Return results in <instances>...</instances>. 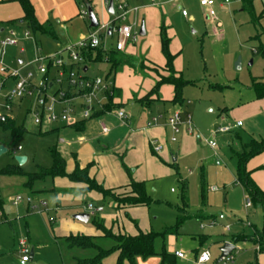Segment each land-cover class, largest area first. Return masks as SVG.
Segmentation results:
<instances>
[{"label": "rangeland", "instance_id": "rangeland-1", "mask_svg": "<svg viewBox=\"0 0 264 264\" xmlns=\"http://www.w3.org/2000/svg\"><path fill=\"white\" fill-rule=\"evenodd\" d=\"M78 1L81 2V0ZM126 1L114 0V4L115 6L118 3L126 4ZM143 1L146 2L147 0ZM214 1L216 2L214 8L215 22L207 20L206 10L201 6L200 0H180L178 4L167 3V5L158 8L163 22L167 24V37L170 40V49L172 48L170 51L175 54L174 66L178 68L182 79L189 82L182 90L183 104L177 110L182 113L183 119H185L184 112L190 115L192 136L195 141L194 147L182 155L178 162H171L167 166L170 174L147 181V195L152 201L151 205L147 208L134 210L130 212V219H123L125 231L129 234L136 233V224L142 232L152 231L156 233L158 236L155 239L154 248L159 254H173L178 247L183 246L181 239H184L183 241L186 243L184 252L187 253L188 251L189 254H192L189 246L192 241L190 236L200 233L210 239L220 240L226 237L229 240L240 234L253 235L256 231L264 232V204L246 208L247 193L235 178L237 154L242 153L244 146L250 143L252 139L262 141V135L264 138V119L251 120L250 117H247V112L252 109V103L256 100L252 84L254 81L261 82L264 80V0H247L246 2L244 0H229L230 4H225V0ZM223 3L224 6L221 7ZM245 4L248 8H245ZM178 7H181V10ZM103 10L104 12L99 16V19L102 24H105L113 16L110 15L107 7ZM183 11L186 12V16H183ZM4 13L0 7V17ZM88 23L87 19L85 21L76 20L75 24L68 26L69 32L76 28L79 33L85 34L88 31ZM141 26L142 22L139 21L135 30L140 32ZM26 28V25H19L16 29L23 31ZM92 32H94L93 29ZM58 34L61 42H66L69 38L64 31H60ZM97 36L102 42L101 46L105 49H111L116 44V34L108 36L107 31L103 30ZM44 40L49 42L43 38ZM144 40V37H138L135 47L139 55L131 57L129 65H135L134 69L138 70L136 77L147 80L152 79L151 75L148 76L147 74L154 72L148 68L145 69L141 64L144 63L140 51ZM20 47L8 48L5 51L4 64L7 67L11 66L10 61L13 60V57H20L18 53ZM29 52V56L22 58L29 59L31 50ZM148 54L151 56V61L158 62L163 59L161 49L156 45L152 46L151 50L148 49ZM239 59H241L242 66L241 69L237 70L235 65ZM150 66L151 64L148 63L147 67ZM94 69L90 68L86 73L87 76L106 78L110 66L106 63H99L95 65ZM32 70L35 69L32 68ZM154 71L156 70L154 69ZM120 72L121 70L118 73ZM138 83L139 88H141V83ZM10 84L8 89L12 86ZM8 89L4 91V94L8 92ZM128 90H132V88ZM173 106L172 104H162V106L154 104L148 109V113L159 118L157 112H162V118H168L174 112ZM126 110L127 112L132 111L135 116H139L143 109L136 105L131 108L126 107ZM7 117L13 119L17 127H23L24 132L13 136L10 130L0 125V147L3 146L8 151L0 156V171L9 166H17L15 158L18 156L26 157L27 161L23 166H17L24 174L23 176L0 177V187L8 196L6 198L14 197L16 194L38 195L40 199H44L48 208L53 210L57 204L56 196L46 190L54 189V186L60 190L69 189L70 183L67 180L56 182L52 178H45L35 181L33 192L32 190L31 192L25 190V186L22 184L28 182L29 175L39 174L52 168L51 152L53 149L66 160L67 171L70 166L75 168L72 155L78 153L79 148L77 146L68 148L67 144L76 137L73 132H70L73 136L65 133L60 135L41 133L34 124L32 115L27 114L24 108L19 111L16 105L12 112L7 114ZM238 119L244 122V127L228 134L214 135V131L221 124H231ZM60 139H64L65 143H62ZM208 142H214L217 146L216 150L212 149ZM178 144L176 145L178 146ZM18 146L22 148L21 152L17 151ZM154 158L158 159L156 156ZM117 164L120 165V169H123L121 162ZM125 164L129 166L126 162ZM110 166L106 165L104 172H102L103 168L100 167L102 173H98L96 181L109 189H117L123 184H127V180L123 183L112 179L110 174L113 167ZM138 166L142 167V164H138ZM136 168L130 167L132 172ZM140 172L141 168L138 173H134L136 178L140 177ZM213 188L217 191L213 192ZM41 189L42 192L36 193ZM89 202L95 207L100 204V202L84 200L59 201L60 210L50 214L52 219L55 216L56 222L51 224L48 218H45L46 215L39 214L37 219L42 222H39L40 228L37 230H40V234H42L41 230L43 232L45 230L47 233H52L53 236V233L63 226L68 230L73 227L71 225L93 228L94 218L88 225L72 218L74 211H76L74 208L79 207L82 211ZM109 204L110 200H102L101 205L105 208L104 214H110ZM11 209L14 210L15 208ZM184 214L189 215L190 218L184 220L177 228V234H163L165 229L176 227L178 216ZM198 215H204V217L199 218ZM221 215L225 218L222 221L219 220ZM19 216L20 219L24 218L22 215ZM214 218L217 221L214 226H211L210 223ZM63 220L66 221L65 225ZM21 222L22 224L17 223L19 226L15 228L16 234L19 233L18 236L15 234L16 240L9 227H6L8 230L6 229L5 234L2 233L6 242L5 251L0 252V264H13V261L18 260L20 256L18 240L27 239L25 222L24 220ZM201 222L205 226L204 230L200 228ZM228 225L231 228L230 232L225 229ZM14 240L16 244L13 242ZM109 245L110 242H107L104 247ZM207 246L212 253L216 250L218 252L222 248L216 243L213 245L212 241ZM257 247L258 244L254 245L251 242L241 243L235 249L233 256L237 262L248 260L249 257L252 264L255 262L262 264L261 254L256 256ZM94 254L93 252L82 253L76 250L69 253L63 242L60 240L55 242L52 238V243L51 240L47 239L44 244L41 261L37 259L34 263L73 264L75 261L71 259L72 256L82 259L94 256ZM248 261H245V264H248Z\"/></svg>", "mask_w": 264, "mask_h": 264}, {"label": "crops", "instance_id": "crops-1", "mask_svg": "<svg viewBox=\"0 0 264 264\" xmlns=\"http://www.w3.org/2000/svg\"><path fill=\"white\" fill-rule=\"evenodd\" d=\"M89 1L95 13L98 16V20L100 23L99 26L108 25L111 22H113L116 17V13H117L116 11H117L118 5L122 4V3H118L116 6L114 4L115 14L114 15L110 14L111 16H113L111 20L108 23L102 24L100 22L99 16L103 14L104 12L103 9H105V7L109 8L110 0H89ZM154 1L155 2L153 4V3H150L148 0L146 2L143 0H127L125 2L126 4H122V5L127 6L129 9H138L137 12H133L128 15L127 23L130 25H133L134 31L137 32L139 36H140V32L136 31L135 28L137 24L139 23V21L142 22V25L144 24L146 35L144 36L145 40L143 41L141 45V49H140L141 55H142L141 57L144 58V63H141V64L145 69L148 68L151 72H154V73L147 72L148 73L147 75L148 76L151 75L152 79L142 80V78L136 77L135 75L137 74L138 70L136 71L134 69L135 65H129L130 62L124 65L122 68H120L115 74H111V75H109L111 71V65L104 61L99 62V63H106L108 64V66H110L109 73L106 78H100L99 76L90 77V76H87L86 74L90 68H92V70H95L94 69L95 65L99 63L89 65V67L84 65L82 68V71L87 79L89 80L100 79V80H103L104 83L106 84L107 83L111 84L110 91H111V95H114V98H113L114 108L109 112H106L104 114H99L101 111L104 110V106L108 103V98L106 95L107 92L105 93L102 92L98 95L99 104H94L90 108V116L89 118L86 119L84 118V112L86 110L85 103L83 99L79 98L81 94H79L78 91H75L67 87L65 83L62 86L53 85L52 89L49 91L48 94L54 96L60 90L61 91L63 90L66 92L68 99H72L70 106L75 110V118L77 120L76 122L77 124L76 126H74L75 124L65 125L62 122L54 123V124H48L45 122L41 126L36 125L39 131L44 134L54 133V134L60 135L61 133L62 134L65 133V134L70 135L71 134L70 132H73L76 138L69 141L67 144V147L72 148L73 146H77L79 148V152L72 155L74 162H78L81 169L89 167V175L92 179H95V180H96L98 173H102L106 170V165H109V166L112 165L110 166V167H113V171H111V174H110L112 179L117 180L118 182L122 181L123 183L127 180V184H123L119 188L127 186L130 181V178H132L136 182H143L146 185L147 181L149 180L159 179L161 177H164V175L170 174L169 170L167 169V166L170 165L171 162L172 163L178 162L179 159L182 157V155H184L185 153H188V151L192 149V147H194V142H195L193 139L194 137L192 136L193 133H188L186 126L182 127V133L178 136L179 139H177V142L173 143L171 141V138L173 137V133L168 125V119L170 116H172V114H174L177 111L180 113L181 118H182V113L177 109L183 104V103L182 104L172 103L174 96H175L174 87L169 84H163L157 92H153L156 88V85L160 81L161 77L169 76V73L166 70L167 60L164 57L163 53H162L163 59L158 62L154 60H152L153 61L152 62L150 59L151 56L150 54H148V49L151 50L152 46L154 47L155 45L156 47L161 49V52H162V44H161L162 25L166 29V34L168 33L167 24L163 22L158 8H161L162 6L167 5V3L169 2L167 0H154ZM30 2L34 8L36 20L38 21L39 24L46 26L47 33H42L40 31L33 32L28 27V25L24 21V11L21 5L16 0H0V7L3 9V12H5L3 16L0 17V40L8 36L10 31H15L19 35L18 43L15 46L8 47V48H17V47H20L21 45L22 47H20V50L18 52L20 54V57L18 58L13 57V60L10 61L11 66L9 68L19 69L27 64H30L29 67L23 70V74L25 75L28 71H31L35 75H37L36 67L35 65H31V63L34 61V59L38 55L55 54L65 49V47H67L68 45L76 44L82 41L83 39H85L89 34H91L92 28H90V22L88 20V15L86 17L82 15V12L86 11L84 0H81V2L78 0H30ZM229 4H230V1H229ZM215 5H216V2H215ZM223 6H224V3L221 4V7ZM178 9L181 10V7H178ZM12 12H14V14L11 15ZM86 19L89 23L87 27L88 31L85 34L79 33V30H77L76 28H73L72 29L73 31L71 30V32H69L70 29L68 28V26L72 25L73 23L75 24L76 20L85 21ZM19 25H26L27 28L23 31H20L16 29L18 28ZM97 28H94L93 31ZM110 29L107 30L108 36H112L113 34H115L114 31L111 29V34L109 35ZM60 31L66 32L67 37H69L67 38L66 42L60 41L59 34H58ZM25 32L30 33V37L28 39L24 37ZM43 38L47 39L49 42H46L45 40L43 41ZM117 40H118V37H117ZM137 40L127 42L125 50L121 52L119 51V54L125 56L126 59H130L131 57L138 56L139 54L135 47ZM101 45H102V42H101ZM101 45L100 47L105 52L114 51L116 49V44L111 49H105ZM30 50H31V56L29 57V59L28 58L27 60L23 59L22 58L23 56L30 55V52H29ZM172 52L176 53L175 51H172ZM172 55L175 56V54H172ZM4 57L5 55L3 56V59ZM64 60L67 62V69L72 68L70 67V64H69L70 61L67 55H64ZM174 62H175V59H174ZM148 63L151 64L150 67H147ZM127 65H129L130 67ZM250 65L252 64L250 63ZM32 68H34L35 70L33 71ZM85 68L88 69L86 72L84 71ZM154 69L157 72L154 71ZM174 69L177 72V76L181 75L176 66H174ZM120 70L121 72L118 73ZM50 73L52 76H55L56 74L55 70L53 69L50 71ZM138 82L141 83V88H139ZM9 83H11L10 86L12 85L10 88L13 87L14 81L11 79H8L6 81V89H4L3 92H1V96H0V114L2 115L1 120L4 121L6 118H8L7 114L12 112L15 105L18 106L19 111L22 108H24L26 113L31 114L33 117V111L36 110V105H35L34 99L30 97H26V98L19 99V100L15 99L14 101L10 103L11 109L9 111L6 110L5 105L7 104V101L4 98L5 96L4 91L8 89ZM129 88H132V90L127 91V89ZM154 104L155 105L160 104L161 106L162 104H172L174 105L173 106L174 112L170 114L168 118H162L161 116L162 112H157V115H159V118H156V116H153L154 114L148 113V109L154 106ZM136 105H139L143 109L140 112L139 116L138 115L135 116L133 115L132 111L127 112L126 110V107L131 108L132 106H136ZM252 105H253L252 109L249 112H247V117H250L251 120H255L257 118L264 119V98L262 99L256 98L255 102H253ZM65 106L66 105H62V104L56 105V112L60 113L62 110L66 108ZM119 110H124L126 114L128 115V119L126 121L122 122L117 117L116 113ZM184 115H185V119L182 118L183 122L186 121L187 116H190L186 112H184ZM8 119H11V118H8ZM33 120H34V117H33ZM238 122L242 123L241 127L236 126ZM102 125H106L110 129V132L107 135L103 134ZM244 125H245L244 122L238 119L237 121L232 122L231 124L230 123L221 124L219 127L231 126L233 127V129L230 132H228V133H231L233 131L239 130L240 128L244 127ZM228 133H224V134H228ZM262 137L263 135L261 136V139L263 140L264 138ZM100 140L103 142L101 143ZM252 140L260 141L259 139H255V138ZM60 141L62 143H65L64 139H60ZM176 144H178V146ZM155 145H160L162 147L161 152L159 153L155 152V149H154ZM18 147H17V151H19ZM21 151H22V148L20 152ZM154 156L158 157V159L157 158L155 159ZM119 160L123 166V169L122 168L120 169V165L117 164V163H120L118 162ZM125 162L131 168L137 167L134 170V172L131 171L130 167L127 166ZM138 164H142V167L138 166ZM100 167L103 168L102 172H100ZM140 168H141V172L139 173L140 177L136 178L134 173H138ZM73 170H74V166H70L68 173L73 172ZM247 170L248 172L251 173V178L256 183V185L262 191H264V152H262L260 155L250 160V162L247 165ZM0 177L1 178H6V177L11 178V177H16V176L10 177V176L0 175ZM235 178H236V172H235ZM61 180H67V179L65 178L53 179V181H56V182L61 181ZM67 181L70 183L69 189L60 190V189H56L54 186V189L51 188V189L46 190L47 192H50L51 194L53 193L56 196L57 204L53 210L49 209L44 199H40L38 195L37 196H31V195L25 196V197L32 198L33 204L37 208L36 210H32L30 205L26 203H22L18 206H14L12 204V200L14 199V197L18 195H22V194H16L14 197L6 198L7 195L4 193L3 188L0 187V211L3 213V219L0 221V252L5 251V242H6L5 237L2 236V233L5 234L6 229L8 230V228L6 227H9L11 231H13L14 239L17 238L19 233L17 232L16 234L15 228L19 226L17 225V223L19 224L20 222V224H22L21 220L22 221L24 220L25 222L27 239L18 240L19 246L22 241H25L26 247L29 249L30 253L31 251L34 252L33 259H31L30 257V261L27 264H37V263H34L35 260L37 259L41 261L42 252L44 250V244L47 242V239H49V241L51 240V243H52V238L56 242V240L58 241L61 238L71 235V234L72 235H85V236H98L100 233L96 231L95 227L89 229V228H82L79 225H71L73 227L70 228L69 230L65 229L63 226L62 228H59L58 231H55L53 233V236H52V233H47L45 230L44 232L41 230L42 234H40V230H37V229L40 228L39 222L41 220L37 219L39 218L37 216L39 214L46 215L47 217L45 218H48V221L51 224L55 223L56 222L55 216H54V219H52L53 217L50 216V214L51 212L57 213L61 208L58 202L64 201V200H67V201H83L84 200V201L100 202V204L96 208L100 207L103 209V211L101 213L96 214L95 216H90V221L92 218H99L104 222V225L106 228L108 229L113 228L114 231H120V232L122 231L123 233L128 234V235H136L138 230H140L136 224V227H137L136 233L134 234L127 233L124 228L123 219H130V212L137 210V209H141V208H130V209H125V210H117L116 203L111 198H104L100 194L95 193V192H90V193L84 192L85 186L74 184L70 182L69 180ZM22 185L25 186V190H29L31 192V189L26 187L25 182H23ZM103 186L105 189L115 190V189L106 188L105 185ZM33 189H32V192H33ZM213 189H212L213 192L217 191V190L214 191ZM146 190H147V187H146ZM42 191L43 190L41 189V190L36 191V193H40ZM105 199L110 200V204H109L110 214L108 213L104 214L105 208L103 207V205H101V202L102 200L105 201ZM40 202H44L46 204V207L45 208L41 207ZM89 204H92V203L91 202L87 203V205ZM87 205L84 207V210L82 211H80L79 207L74 208L76 210L74 211V215L78 213L88 214L87 209H86ZM11 208H15V209L13 210ZM19 215H22L24 218L20 219ZM184 215H187V214H184ZM187 216L190 218L189 215ZM198 217L203 218L204 215H198ZM216 221L217 219L214 218L212 222L210 223V225L213 222L215 225ZM63 223L65 225L66 221L63 220ZM88 224H85V225H88ZM42 226H45V225H42ZM226 227H229L228 232H230L231 231L230 226L228 225ZM200 228L201 230L205 229V226L202 224V222L200 224ZM256 232L253 235L240 234L238 236L252 237L256 235ZM15 234L17 236H15ZM32 237H33V241H32ZM234 237H237V236H234ZM190 238H191L190 240L192 241L189 243L190 244L189 246L191 247L190 251L193 252L192 254H189L188 251L187 253L184 252L186 243H184L183 241L184 239H181V245L183 246L181 248L178 247V249L173 254H167L169 256L167 260L164 261L161 256L162 254H159L155 251L156 253L155 256L147 260L138 259L137 264H218L217 263L218 259L221 256V251H220L221 248L218 252L216 250V252L214 251L212 253L211 250L207 246L208 243H210L211 241L213 245H215L216 243L220 247H223L225 243H231L235 246V249L237 248L239 244L244 243V242H251L254 245H257L255 242L249 241V240L235 243L233 240V237L232 239H229V240L226 237L220 240L210 239L206 235H201V233L197 235H192L190 236ZM15 240L13 242H15ZM206 251L210 253V260L206 263H199L198 259L200 255ZM234 251L231 254H233ZM176 252H183L185 257L184 258L176 257L175 255ZM258 254H261L260 256L261 263L264 264V253L263 254L260 253L259 245L256 248V256ZM118 256H119L118 253H114L108 256L107 258H105L102 264H117ZM21 257L22 255H21V249H20V256L18 260L13 261V264H20ZM247 259L249 260V257ZM248 260H244V261L242 260V262H237V260L234 257V264H245L246 263L245 261H248ZM247 263L252 264L251 260H249Z\"/></svg>", "mask_w": 264, "mask_h": 264}, {"label": "trees", "instance_id": "trees-1", "mask_svg": "<svg viewBox=\"0 0 264 264\" xmlns=\"http://www.w3.org/2000/svg\"><path fill=\"white\" fill-rule=\"evenodd\" d=\"M24 11V21L33 32L47 33L46 26L38 23L35 17L34 8L30 0H16ZM89 3L90 1L87 0ZM245 2L247 0H244ZM243 1V2H244ZM91 4V3H90ZM245 8L250 7L248 3L244 5ZM247 6V7H246ZM161 44L162 53L167 60L166 70L169 73L168 77H161L160 81L156 85L153 92H157L163 84L172 85L175 89V96L172 103L182 104V90L184 86L188 85L182 79L181 75L177 76V72L174 69L175 56L170 53V40L167 37L166 29L162 25L161 28ZM85 66L96 64L99 62H107L111 65V71L109 75L115 74L120 68L129 63V59L119 54L116 49L114 51L105 52L101 47L94 50H88L85 54ZM253 91L256 94V98H264V80L261 82H253ZM108 103L104 106V110L99 114H104L111 111L114 108L113 98L114 95L106 93ZM77 124V123H76ZM76 124L74 126H76ZM0 125L5 129L12 132L13 136H17L24 132L23 127H17L15 122L6 118L4 121L0 120ZM264 152V140L256 141L252 140L246 144L243 148V152L237 154V166H236V181L242 185L251 200L252 205L264 204V191H262L251 178V173L247 170V165L250 160ZM53 166L39 174L29 175L26 187L33 189L35 181L43 180L45 178H65L74 184L85 186L84 192H95L100 194L104 198H111L116 203L117 210H125L130 208H147L151 205L152 201L147 195L146 185L143 182H136L132 178L127 186L121 187L115 190L105 189L103 185L97 183L95 179H92L89 175V167L81 169L78 162H75V168L73 172L68 173L66 170V160L60 156V154L53 149L52 152ZM18 166V165H17ZM17 166H9L6 169L0 171L1 176H23L24 174ZM122 191V192H120ZM120 192V194H118ZM189 217L187 215L178 216V224L176 227L167 228L163 234H174L177 228L182 222ZM93 226L96 231L100 233L98 236H85V235H68L60 239L64 245L67 246V251H81L82 253H95L94 256L87 258H78L72 256L71 259L75 262L73 264H102L103 260L108 256L118 253L117 264H137L138 259L147 260L156 255L154 249V242L157 238V234L154 232H142L138 230L136 235H128L122 231H114L113 228H106L104 222L98 218H94ZM235 243L245 240L253 241L260 246V253H264V232H256V235L252 237L237 236L233 237ZM110 242V245L104 247V244ZM73 254V253H72ZM163 260H167L169 256L167 254L161 255ZM254 264H258L255 262Z\"/></svg>", "mask_w": 264, "mask_h": 264}, {"label": "built area", "instance_id": "built-area-1", "mask_svg": "<svg viewBox=\"0 0 264 264\" xmlns=\"http://www.w3.org/2000/svg\"><path fill=\"white\" fill-rule=\"evenodd\" d=\"M150 3L154 4V0H148ZM169 3H178L179 0H167ZM229 4V0L225 1ZM201 6L206 10L207 19L214 21L216 20L215 13V1L214 0H200ZM138 9H129L125 5H118L115 20L108 25L99 26L91 34H89L82 41L68 45L65 49L51 55H38L31 65L36 66L37 75L33 72L28 71L25 75L23 70L30 66L27 64L19 69H12L4 64L3 56L5 55V50L8 47L15 46L18 43L19 35L15 31H10L8 36L0 40V96L1 92L6 89V81L11 79L14 81L12 88L8 90L4 98L7 101L5 105L6 110H10V103L15 99H23L26 97L33 98L36 105V110L33 111V117L35 125L41 126L43 123L54 124L62 122L65 125H74L77 120L75 118V110L70 106L72 99H68L65 91H58L54 96L49 95V91L52 89L53 85L62 86L64 83L70 89L78 91L81 96L80 99L84 100L85 112L84 118H89L90 108L94 104H99L98 95L100 93H105L110 91L111 84L104 83L103 80L94 79L89 80L83 74L82 68L86 62L84 54L88 50L98 49L101 45V40L98 38L97 34L101 31H107L111 28L117 35L118 40L116 42V50L124 51L126 48V43L129 41H136L138 38V33L134 31L133 25L127 23L128 15L137 12ZM82 15L86 17L87 11H83ZM183 16H186V12L183 11ZM220 26L219 24H217ZM24 37L28 39L30 37L29 32L24 33ZM64 55H67L70 61V69H67V62L64 60ZM55 70V76H52L50 71ZM38 76V78H37ZM66 105L65 109L60 113L56 112V105ZM120 121L124 122L128 119V115L124 110H119L116 113ZM2 115L0 114V120ZM156 121V120H155ZM168 125L173 133L171 141L173 143L177 142L178 136L182 133V127H187L188 133H193L191 117L187 116L186 121L183 122L180 113L177 111L168 119ZM237 127H241L242 123L238 122ZM233 129L231 126H221L215 130L214 134H224L228 133ZM102 132L107 135L110 129L106 125H102ZM156 144V143H154ZM209 146L216 150L217 146L214 142H208ZM155 152L159 153L162 150L160 145H155ZM21 150V147H18ZM214 191L216 189H213ZM246 208H251V200L249 197L246 198ZM22 203L30 205L32 210L37 208L33 204V200L30 197H25L18 195L12 200L14 206H18ZM41 207H46L44 202H40ZM87 212L90 216H95L103 211L102 208H96L92 204L87 205ZM3 219V213L0 211V221ZM220 220L224 219V216L219 217ZM214 225V222L211 226ZM203 228V227H202ZM229 231V227H226ZM21 249V261L20 264H27L30 261V251L26 247V242L22 241L20 243ZM176 257L184 258L183 252H176ZM210 260V253L208 251L202 253L198 259L199 263H206ZM224 264H234V256L231 254L226 259L223 260Z\"/></svg>", "mask_w": 264, "mask_h": 264}, {"label": "water", "instance_id": "water-1", "mask_svg": "<svg viewBox=\"0 0 264 264\" xmlns=\"http://www.w3.org/2000/svg\"><path fill=\"white\" fill-rule=\"evenodd\" d=\"M84 5H85V8H86V11H87V14H88V20L90 22V28L94 29V28H97L100 23H99V20H98V16L97 14L95 13L92 5L87 1V0H84ZM108 12L112 15L115 14V8H114V0H110L109 1V8H108ZM111 34V29L109 30V35ZM146 35V32H145V27H144V24L141 26V29H140V36L141 37H144ZM252 64V63H251ZM236 69L239 70L241 69V66H242V63H241V59H239L236 63ZM88 69L85 68L84 71L86 72ZM7 149L4 148L3 146L0 147V156H2L3 154L7 153ZM16 160V163L18 166H23L26 161H27V158L26 157H22V156H18L15 158ZM72 218L78 222H81L83 224H88L89 221H90V215L87 214V213H78V214H75L72 216ZM235 250V246L231 243H225L223 245V247L221 248V256L220 258L218 259V264H221L223 262L224 259H226L233 251ZM33 256H34V252L31 251L30 253V257L31 259H33Z\"/></svg>", "mask_w": 264, "mask_h": 264}]
</instances>
